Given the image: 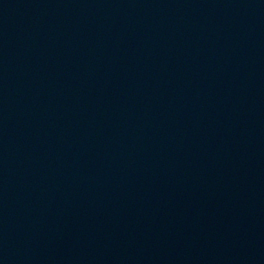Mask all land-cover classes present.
<instances>
[{"label":"water","instance_id":"water-1","mask_svg":"<svg viewBox=\"0 0 264 264\" xmlns=\"http://www.w3.org/2000/svg\"><path fill=\"white\" fill-rule=\"evenodd\" d=\"M0 264H264V0H0Z\"/></svg>","mask_w":264,"mask_h":264}]
</instances>
